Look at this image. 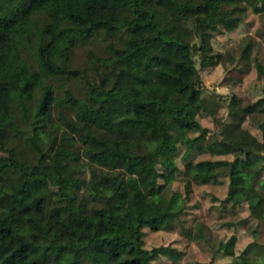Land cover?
Returning <instances> with one entry per match:
<instances>
[{
  "label": "trees",
  "instance_id": "1",
  "mask_svg": "<svg viewBox=\"0 0 264 264\" xmlns=\"http://www.w3.org/2000/svg\"><path fill=\"white\" fill-rule=\"evenodd\" d=\"M237 2L264 11V0H0V151L7 154L0 156V264H151L170 248L145 250L138 242L143 229L174 228L192 179L208 184L224 176L228 202L264 205V118L262 141L237 125L222 126L223 140L207 151L234 159L215 161L217 175L194 174L189 162L184 197L157 193L159 180L169 185L179 171L177 145L186 146L188 158L208 132L192 117L206 111L193 40L201 39L197 51L205 53L215 24L229 21L226 6ZM95 34L113 40L98 80L82 100L55 98L48 81L76 78L71 52ZM257 70L260 77V64ZM180 97L187 102L175 107ZM242 109L264 116V98ZM188 132L199 134L191 139ZM15 140L28 145L33 160L20 158ZM81 157L90 167L87 183L77 177ZM145 200L155 213L140 217ZM261 212L264 221V206ZM235 242L222 247L226 255H234ZM252 246L239 256L243 263Z\"/></svg>",
  "mask_w": 264,
  "mask_h": 264
},
{
  "label": "rangeland",
  "instance_id": "2",
  "mask_svg": "<svg viewBox=\"0 0 264 264\" xmlns=\"http://www.w3.org/2000/svg\"><path fill=\"white\" fill-rule=\"evenodd\" d=\"M225 12L229 21L226 24H215V29L206 40L205 53L197 51L201 39L197 37L193 40L197 52L193 59L199 75L197 87L201 90L206 111L196 112L192 117L208 132L202 141L194 145L188 158H185L186 146L182 143L177 145L174 161L179 171L169 185L159 180L164 185L158 190V194L169 190L184 197L183 174L185 165L189 162L194 164V174L206 177L218 174L215 161L234 159L232 154L212 155L207 151L209 145L216 147L223 140L222 126L237 125L262 141L259 127L264 116L247 115L242 108L264 98V11L237 2L226 6ZM112 41L104 34H95L79 41L71 52L69 62V69L76 72L77 77L51 78L47 84L53 89L54 97L63 99L69 94L73 98L84 99L90 86L98 80V72L104 70L100 62L110 57L107 46ZM246 48L247 52L244 53ZM23 57L36 68L32 52H25ZM257 64L263 68L260 77ZM186 102L185 98L180 97L174 105L181 107ZM64 113L75 118L74 110H65ZM198 134L188 132V137L192 139ZM15 142L20 158L25 161L33 160L34 153L28 145L22 140ZM0 156L7 154L0 151ZM78 165L82 168L77 177L87 183L90 179L87 160L81 157ZM157 168L160 172L164 171L161 165ZM11 175L15 179L19 177L18 172H12ZM259 180H264V171ZM191 190L184 213L172 230L152 232L147 228L143 229L138 242L145 250L170 248L169 255H161L151 264H261L264 258V221L261 210L264 205L259 204L250 209L247 204L238 206L228 202V179L221 175H218L217 183L200 184L192 179ZM85 191L86 184L81 186V192ZM154 213L150 200L138 204L140 217ZM126 237L127 240H133L130 233ZM232 237L236 238L234 255L228 256L222 247ZM252 244L246 263H243L239 256Z\"/></svg>",
  "mask_w": 264,
  "mask_h": 264
}]
</instances>
